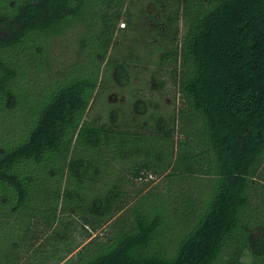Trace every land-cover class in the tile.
<instances>
[{
    "label": "trees",
    "instance_id": "1",
    "mask_svg": "<svg viewBox=\"0 0 264 264\" xmlns=\"http://www.w3.org/2000/svg\"><path fill=\"white\" fill-rule=\"evenodd\" d=\"M130 1L0 0V264H264V0L184 29L177 130L86 118ZM64 33L80 46L54 70Z\"/></svg>",
    "mask_w": 264,
    "mask_h": 264
},
{
    "label": "rangeland",
    "instance_id": "2",
    "mask_svg": "<svg viewBox=\"0 0 264 264\" xmlns=\"http://www.w3.org/2000/svg\"><path fill=\"white\" fill-rule=\"evenodd\" d=\"M177 1L182 4L177 5ZM216 1H130L126 15L120 16L109 39L107 64L100 73L102 81L94 93L86 118L106 123L110 117V122L115 123L123 117L143 128H153L160 122L165 125L164 120L170 122L171 119L173 125L169 127L175 130L186 128L177 117L181 101L175 94L176 74L173 71L177 64L173 65L172 52L180 47L178 41L191 20L210 9ZM120 23L124 24L123 28L119 26ZM69 34L64 33L58 41L49 43L48 62L54 70L73 64L80 41L78 36L72 37ZM47 73L49 77L55 74L50 70ZM17 113L12 115L15 124L21 121V114L19 111ZM191 128H200V124ZM103 232V229L98 230L97 236ZM60 236L62 239L69 237L71 240L82 241L78 228L75 229L73 225L68 226L67 231L57 238ZM38 249L42 254V250H46L44 246ZM249 260L250 255L246 251L241 262L248 263Z\"/></svg>",
    "mask_w": 264,
    "mask_h": 264
},
{
    "label": "built area",
    "instance_id": "3",
    "mask_svg": "<svg viewBox=\"0 0 264 264\" xmlns=\"http://www.w3.org/2000/svg\"><path fill=\"white\" fill-rule=\"evenodd\" d=\"M119 26L123 28L124 27V24L123 23H120Z\"/></svg>",
    "mask_w": 264,
    "mask_h": 264
}]
</instances>
